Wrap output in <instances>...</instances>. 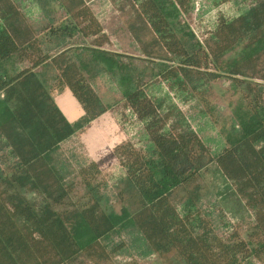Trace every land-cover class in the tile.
I'll use <instances>...</instances> for the list:
<instances>
[{
  "label": "trees",
  "instance_id": "trees-1",
  "mask_svg": "<svg viewBox=\"0 0 264 264\" xmlns=\"http://www.w3.org/2000/svg\"><path fill=\"white\" fill-rule=\"evenodd\" d=\"M35 1L40 30L14 0H0V154L8 151L15 160L0 171V264H115L126 243L114 237L129 228L166 264H264V0L237 17H220L205 43L187 40L182 16L193 11V0H112L130 8L128 30L157 75L190 92L218 128L226 148L216 158L176 107L149 95L142 80L118 75L121 56L102 48L107 37L91 0ZM77 37L94 38V45L49 54L59 48L54 41ZM103 73L118 88L109 101L97 89ZM221 78L246 104L238 121L222 116L197 84ZM66 97L80 111L75 120L62 107ZM122 101L145 123L150 146L115 147L126 170L117 189L120 213L94 196L82 206L67 204L75 185L64 180L54 155ZM102 165L81 169L83 183L96 182ZM208 173L223 185L222 212L236 221L226 225L229 237L219 235L201 206L199 182Z\"/></svg>",
  "mask_w": 264,
  "mask_h": 264
},
{
  "label": "rangeland",
  "instance_id": "rangeland-1",
  "mask_svg": "<svg viewBox=\"0 0 264 264\" xmlns=\"http://www.w3.org/2000/svg\"><path fill=\"white\" fill-rule=\"evenodd\" d=\"M20 11L27 17L30 24L40 30L44 25L40 4L35 0H14ZM254 4V0H230L225 3L215 4L214 0H193V11L189 16H182V21L187 23L191 33V43H205L209 34L216 28L219 18H234L242 14ZM124 3L115 6L112 0H91L88 6L100 23L107 42L102 48L120 55L121 68L118 75L129 74L135 79L147 83V92L155 99L165 101V106H174L183 115L186 123L200 137L211 155L216 158L226 148V143L219 133L218 128L203 112L201 106L188 91H181L169 82L157 75L158 69L150 64L141 50L140 44L132 37L128 30L129 21L133 18L130 8L121 10ZM59 48L50 49L53 55L60 49L68 46L86 45L93 46L94 38L83 39L77 37L71 41L53 42ZM51 45V47L53 46ZM233 53L227 56L232 59ZM85 61L89 56H84ZM28 64L20 65L21 68ZM92 71L100 70L90 66ZM47 78L54 72L47 73L39 69ZM255 83H261L255 79ZM199 88L207 89L211 94V100L217 104L222 116L233 115L237 121L245 112V102L240 95L231 88V81L221 78L210 83L205 80L197 82ZM98 92L103 93L107 101L118 93L116 82L108 74L103 73L97 79ZM66 114L73 120L80 115L79 109L66 97L62 102ZM123 142H131L137 147L149 148L150 142L145 131V123L140 121L137 115L122 101L105 114L90 122L84 129L75 133L72 137L61 143L53 157L54 165L58 168L67 183H74V192L67 204L82 206L94 196L102 198L108 203L115 213H120L121 204L117 198V189L125 177V168L120 159L114 155L115 147ZM102 160V174L96 182L88 187L83 183L79 172L93 162ZM8 151L0 154V171L14 163ZM202 188L201 206L206 213H210V219L214 223L217 232L222 237H229L232 233L228 223L235 224L232 218L222 212V206L217 201V194L223 188L222 183L214 182L210 173L199 182ZM224 207V206H223ZM250 221V219H247ZM117 242L126 243V248L113 260L115 264H166L154 255H149V248L142 235L135 229L123 230L114 237ZM90 264V263H86ZM262 264V263H256Z\"/></svg>",
  "mask_w": 264,
  "mask_h": 264
}]
</instances>
